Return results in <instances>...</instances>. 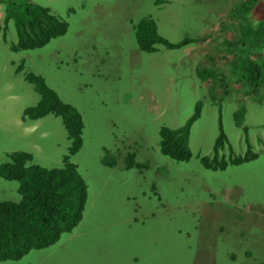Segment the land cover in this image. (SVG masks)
<instances>
[{"label": "rangeland", "instance_id": "rangeland-1", "mask_svg": "<svg viewBox=\"0 0 264 264\" xmlns=\"http://www.w3.org/2000/svg\"><path fill=\"white\" fill-rule=\"evenodd\" d=\"M33 1L69 28L43 47L18 52L10 48L18 40L14 25L7 39L0 29V164L9 152L27 151L30 163L61 166L71 146L61 117H27L25 108L40 95L17 73L23 61L24 71L42 74L84 116V144L71 160L88 183V201L74 231L48 250L54 258L45 261L47 249L31 250L18 264H116L119 258L156 264L149 262L154 249L129 257L127 244L136 252L155 246L159 264H262L264 139L256 145L250 137H264V59L254 54L261 72L254 87L249 62L238 59L252 47L241 26L255 28V20L233 12L244 13L241 0ZM148 15L157 18L163 37L189 43L143 51L134 25ZM4 17L0 2L1 27ZM206 67L213 74L203 79L197 71ZM241 74L246 78L238 84ZM223 86L229 88L224 96ZM198 99L202 116L186 139L192 157L173 160L160 150L159 130L182 127ZM220 115L228 136L221 155L229 158L233 147L243 154L248 140L256 159L225 170L202 164V156L214 154ZM128 157L149 165L128 169ZM19 186L0 176V201H20Z\"/></svg>", "mask_w": 264, "mask_h": 264}, {"label": "trees", "instance_id": "trees-1", "mask_svg": "<svg viewBox=\"0 0 264 264\" xmlns=\"http://www.w3.org/2000/svg\"><path fill=\"white\" fill-rule=\"evenodd\" d=\"M0 2L5 4L4 26H0L3 30V38L7 39L10 25H14L18 34V40L10 45L12 51L43 47L53 38L62 36L68 31V21L53 13L49 6L33 0H0ZM240 5L245 8L244 13H240L236 8L234 14L241 15L242 19L255 20V28L250 26L245 29L241 26L243 39L260 50L255 52L252 47L247 48L246 55L238 59L245 64L249 62L246 65L248 81L254 87H258L261 82V72H259L260 67L256 65L254 54L264 59V12L261 11L264 8V0H241L238 3V6ZM158 26L157 18L152 15L142 17L134 25L137 43L143 51L156 53L165 46L173 49L184 47L189 43L186 41L189 40L188 37L176 42L166 39L159 33ZM257 40L259 41L256 44ZM16 71L22 74L23 80L32 84L40 95L36 104L25 108L27 115L31 119L43 118L49 114L61 117L71 139L70 153H77L84 144L83 133L86 126L79 108L60 96L42 74L24 71L23 61L17 65ZM243 71L244 69L241 73ZM197 74L206 79L213 74V71L206 67L197 71ZM245 78L244 74H241L238 84L244 82ZM59 89L62 90L61 87ZM228 89L222 87V96ZM203 106L202 100L198 99L194 104V113L182 127L161 126L159 134L162 153L177 161L189 160L192 157L186 139L190 127L202 116ZM243 113L240 109L235 112L234 118L237 124L241 121ZM219 129L220 133L213 148L216 153L220 152L228 142L221 115ZM245 129L247 128L244 127ZM246 144L247 149L243 154H236L233 147L230 148L229 158L219 159L217 155L202 156L201 162L206 168L225 170L229 166L240 165L258 157V153L252 151L248 140ZM224 156L226 157L225 154ZM8 158L11 161L0 164V176L19 181L22 199L0 201V264L6 261L18 264L19 260L31 250L47 249L45 253H49L48 250H51L60 238L74 231L85 214L88 183L83 179L77 164L71 162L67 155L64 157L65 166L52 168L37 163L27 165V160L33 158L32 153L29 154L27 151L9 152ZM147 166V163L135 161L133 157L126 158L128 169L132 167L142 169ZM119 259L116 264H119Z\"/></svg>", "mask_w": 264, "mask_h": 264}, {"label": "crops", "instance_id": "crops-1", "mask_svg": "<svg viewBox=\"0 0 264 264\" xmlns=\"http://www.w3.org/2000/svg\"><path fill=\"white\" fill-rule=\"evenodd\" d=\"M26 163H27V165H30L31 164L30 163V159L27 160ZM48 168H51V167H48ZM155 190L157 192V188L156 187H155ZM127 241H128V239H127ZM147 247L154 249L153 252L150 254L151 259H150L149 262L159 264V262L157 261V258L154 259V257H156L155 256V246H152L151 245V246L138 247L139 251L136 252L135 249L132 248V246H130L129 244H127L125 246V249H126L127 255L129 257H138V256L141 255V252H143V249H145L144 254L145 255L147 254ZM141 262H142V258H140L137 262H133L131 260H126V259H123V258L122 259L121 258L119 259V264H141Z\"/></svg>", "mask_w": 264, "mask_h": 264}, {"label": "clouds", "instance_id": "clouds-1", "mask_svg": "<svg viewBox=\"0 0 264 264\" xmlns=\"http://www.w3.org/2000/svg\"><path fill=\"white\" fill-rule=\"evenodd\" d=\"M229 36L233 38V34H232V33L229 34ZM27 117L30 118V116H28V115H27ZM38 119H40V118H38ZM34 120H37V119H34ZM188 134H189V133H188ZM226 135H227V134H226ZM244 135H245V134H244ZM257 135H260V134L257 133L256 135H254L253 137H250V138H254V139H256V145H260V144L262 143L264 137H263V135H260V136H262V137H257ZM187 136H188V135H187ZM227 137H228V136H227ZM247 138H249V137H247ZM258 139H260V141H258ZM242 144H243V146H246V149H247V144H246V142H242ZM256 145H255V146H256ZM253 146H254V145H251V149H253ZM160 150H161V145H160ZM235 151H236V150H235ZM78 152H79V151H78ZM161 152H162V151H161ZM75 154H76V153H75ZM163 154H164V153H163ZM191 154H192V151H191ZM72 155H74V154H71V153H70V150H69V153L67 154V156H68V159H69L71 162H73V161L71 160V156H72ZM164 155H165V154H164ZM215 155H217L219 159H225V158H227V157H225L224 155H221V152H217V153H216L215 150H214V154H213L212 157H214ZM65 156H66V155H65ZM166 156H167V155H166ZM190 159H191V157H190ZM190 159H189V160H190ZM7 161H10V160L8 159ZM7 161H6V162H7ZM135 161H139V160L136 158ZM183 161H187V160H183ZM144 162H145V161H144ZM73 163H75V162H73ZM145 163H147V162H145ZM76 164H77V163H76ZM147 164L149 165V163H147ZM63 166H65V160H64L63 165H61V166H54V167H63ZM77 166H78V164H77ZM78 167H79V166H78ZM51 168H52V167H51ZM144 168H146V167H144ZM144 168H142V169H144ZM138 169H139V168H138ZM142 169H140V170H142ZM79 171H80V170H79ZM80 173H81V172H80ZM1 177H2V176H1ZM6 179H7V178H6ZM83 179H85V178L83 177ZM10 180H11V179H10ZM12 180H16V179H12ZM85 181H86V180H85ZM86 183H87V182H86ZM19 191H20V190H19ZM60 239H61V238H60ZM60 239H59V240H60ZM59 240H58V241H59ZM58 241H57V242H58ZM57 242H56V243H57ZM56 243H55V244H56ZM55 244H54V245H55ZM144 251H145V249H143V252H144ZM52 254H53L52 252L47 253V254H46V259L51 258V257L54 258L55 255L53 256ZM155 258H156V257H154V259H155ZM147 264H148V263H147Z\"/></svg>", "mask_w": 264, "mask_h": 264}, {"label": "water", "instance_id": "water-1", "mask_svg": "<svg viewBox=\"0 0 264 264\" xmlns=\"http://www.w3.org/2000/svg\"><path fill=\"white\" fill-rule=\"evenodd\" d=\"M61 239H62V238H61ZM61 239H60L58 242H60V241H61ZM58 242H57V243H58ZM57 243H56V244H57ZM52 255L54 256L55 254L53 253Z\"/></svg>", "mask_w": 264, "mask_h": 264}, {"label": "bare ground", "instance_id": "bare-ground-1", "mask_svg": "<svg viewBox=\"0 0 264 264\" xmlns=\"http://www.w3.org/2000/svg\"><path fill=\"white\" fill-rule=\"evenodd\" d=\"M243 3H244V2H243ZM249 4H250V3H249ZM220 152H221V150H220ZM256 158H257V157H256ZM256 158H255V159H256Z\"/></svg>", "mask_w": 264, "mask_h": 264}, {"label": "flooded vegetation", "instance_id": "flooded-vegetation-1", "mask_svg": "<svg viewBox=\"0 0 264 264\" xmlns=\"http://www.w3.org/2000/svg\"><path fill=\"white\" fill-rule=\"evenodd\" d=\"M242 118V117H241Z\"/></svg>", "mask_w": 264, "mask_h": 264}]
</instances>
